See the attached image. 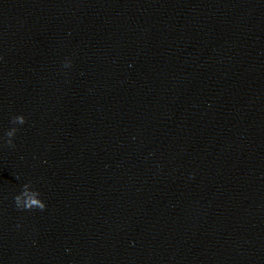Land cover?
Listing matches in <instances>:
<instances>
[{
    "label": "water",
    "instance_id": "water-1",
    "mask_svg": "<svg viewBox=\"0 0 264 264\" xmlns=\"http://www.w3.org/2000/svg\"><path fill=\"white\" fill-rule=\"evenodd\" d=\"M0 264H264V0H0Z\"/></svg>",
    "mask_w": 264,
    "mask_h": 264
}]
</instances>
